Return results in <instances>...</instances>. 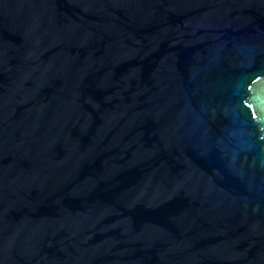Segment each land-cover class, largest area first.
<instances>
[{
  "label": "water",
  "instance_id": "obj_1",
  "mask_svg": "<svg viewBox=\"0 0 264 264\" xmlns=\"http://www.w3.org/2000/svg\"><path fill=\"white\" fill-rule=\"evenodd\" d=\"M0 264H264V0H0Z\"/></svg>",
  "mask_w": 264,
  "mask_h": 264
}]
</instances>
